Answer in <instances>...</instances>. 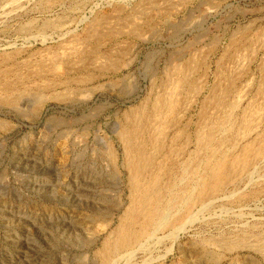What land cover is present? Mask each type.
<instances>
[{"label":"rangeland","instance_id":"374dc122","mask_svg":"<svg viewBox=\"0 0 264 264\" xmlns=\"http://www.w3.org/2000/svg\"><path fill=\"white\" fill-rule=\"evenodd\" d=\"M263 114L264 0H0V264H264Z\"/></svg>","mask_w":264,"mask_h":264},{"label":"bare ground","instance_id":"6f19581e","mask_svg":"<svg viewBox=\"0 0 264 264\" xmlns=\"http://www.w3.org/2000/svg\"><path fill=\"white\" fill-rule=\"evenodd\" d=\"M183 3V2H182ZM138 10V9H137ZM113 26V25H112ZM233 40V39H232ZM99 46V45H98ZM197 56V55H196ZM199 57V56H198ZM239 57V56H238ZM248 59V58H247ZM105 61V60H104ZM93 62V61H92ZM197 63V62H196ZM84 66V65H83ZM112 65H109V67H111ZM195 67V66H194ZM113 68V67H112ZM218 70V69H217ZM229 70V69H228ZM184 77V76H183ZM232 77V76H231ZM230 77V78H231ZM218 78V77H217ZM230 80V79H229ZM196 83V82H195ZM221 83V82H220ZM184 84V83H183ZM183 84H181V85H183ZM223 84V83H222ZM167 85V84H166ZM191 85V84H190ZM230 85V84H229ZM233 85V84H232ZM223 88V87H222ZM229 88V87H228ZM198 89V88H197ZM166 90H167V88H166ZM174 92V91H173ZM191 92V91H190ZM192 93V92H191ZM219 93V92H218ZM220 94H221V92H220ZM223 94V93H222ZM166 95V94H165ZM173 96H174V93L172 94ZM171 95V96H172ZM169 96V95H168ZM177 96V95H176ZM213 96V95H212ZM217 96V95H216ZM167 97V96H166ZM263 97V96H262ZM169 98H172V97H169ZM168 98V99H169ZM217 99V98H216ZM172 100V99H171ZM215 100V99H214ZM173 101V100H172ZM167 102V101H166ZM214 102V101H213ZM174 103V102H173ZM216 103V102H215ZM218 103V102H217ZM216 103V104H217ZM219 104V103H218ZM165 105V104H164ZM163 105V106H164ZM169 105V104H168ZM174 106V105H173ZM172 106V107H173ZM161 107V106H160ZM163 109L165 108V107H162ZM260 108V107H259ZM157 109H159V108H157ZM167 109H168V111L171 109V107H170V105L167 107ZM153 110H155L156 111V107H155V109H153ZM165 110V112H166V109H164ZM258 110V109H257ZM261 110V109H260ZM171 111V110H170ZM154 112V111H153ZM156 113H158V111L156 112ZM164 113V112H163ZM159 114H160V112H159ZM178 114V113H177ZM264 115V114H263ZM156 116V115H155ZM160 117V116H159ZM135 118V117H134ZM148 118V117H147ZM153 118V117H152ZM244 121V120H243ZM136 122V121H135ZM138 122V121H137ZM213 122V121H212ZM259 125V124H258ZM256 127V126H255ZM140 130V129H139ZM136 131V130H135ZM139 132V131H138ZM134 133V132H133ZM212 133V132H211ZM138 134V133H137ZM136 135V134H135ZM134 135V136H135ZM157 135V134H156ZM213 135V134H212ZM130 135H128L127 137H129ZM153 136V135H152ZM160 136V135H159ZM123 137H125V136H123ZM132 137V136H131ZM208 137V136H207ZM151 138V137H150ZM154 139H155V136L153 137ZM131 139V138H130ZM133 139H135V138H133ZM153 139V140H154ZM208 139V138H207ZM125 140V139H124ZM152 140V138H151V141H153ZM156 140V139H155ZM204 140H206V139H204ZM137 141V140H136ZM157 141H158V139H157ZM131 142V141H130ZM132 142H134V141H132ZM131 142V143H132ZM139 142V141H138ZM137 142V143H138ZM136 143V144H137ZM135 144V145H136ZM158 144V143H157ZM129 145V144H128ZM140 145V144H139ZM141 145H142V143H141ZM152 146V145H151ZM129 147V146H128ZM136 147V146H135ZM144 147V146H143ZM204 147V146H203ZM171 149V148H170ZM130 150V149H129ZM131 150H134V149H131ZM159 150H160V148H159ZM155 151H156V149H155ZM126 152H127V150H126ZM147 152V151H146ZM129 153H132V152H128V154ZM143 152L140 150V149H137V153H136V155L139 157V160H140V158H142L143 157V154H142ZM134 154V153H133ZM127 155V154H126ZM147 156V155H146ZM145 156V157H146ZM154 156V155H153ZM130 157V156H129ZM133 157H135L134 155H133ZM134 161H135V159H134ZM127 162V161H126ZM129 162V161H128ZM127 162V163H128ZM137 162V161H136ZM135 162V163H136ZM243 162V161H242ZM145 162H143V164H144ZM146 163H147V160H146ZM149 163V162H148ZM150 163H152V162H150ZM132 164H133V162H132ZM138 164V163H137ZM224 163H222V165H223ZM129 165V164H128ZM226 165V164H225ZM131 166V165H130ZM231 166V165H230ZM146 167H147V165H146ZM146 167H145V169H146ZM229 167V166H228ZM131 168L133 169V171L131 172V178L130 179H132V186H134V184H133V181H134V173H136L137 172V169H138V165H136V166H131ZM143 168V167H142ZM160 168V167H159ZM221 168H222V166H221ZM225 168V167H224ZM234 168H235V165H234ZM163 169V168H162ZM205 169V168H204ZM219 169V168H218ZM222 170H224L223 168H222ZM227 170V169H226ZM141 172V170H138V172ZM221 171V170H220ZM219 171V172H220ZM159 172H160V170H159ZM142 173V172H141ZM188 173V172H187ZM218 173V172H217ZM231 173V172H230ZM229 173V174H230ZM158 174V173H157ZM212 174H213V172H212ZM210 175L209 174V172H208V174H207V181H206V188H207V186L208 185H210L211 183H212V177H213V175ZM142 175V174H141ZM160 175V174H159ZM217 175V174H216ZM230 176V175H229ZM228 176V177H229ZM155 177H157V176H155ZM154 177V178H155ZM217 177V176H216ZM215 178V177H214ZM213 178V179H214ZM221 178V177H220ZM224 178V177H223ZM153 179V178H152ZM157 180V179H156ZM210 180H211V182H210ZM131 181V180H130ZM217 181H219V180H217ZM136 182H138V181H136ZM140 182V181H139ZM154 182H156V181H154ZM159 182V181H158ZM157 184V183H156ZM214 184V183H213ZM217 184V183H216ZM173 185V184H172ZM153 187V186H152ZM155 187V186H154ZM218 187H219V185H218ZM171 188V187H170ZM169 188V189H170ZM214 188V187H213ZM137 189V188H136ZM164 189V188H163ZM185 189V188H184ZM205 189V188H204ZM222 190V189H221ZM157 191V190H156ZM172 191V190H171ZM170 191V192H171ZM203 191V190H202ZM214 191V190H213ZM135 192V191H134ZM138 192V191H137ZM140 192V191H139ZM191 193V192H190ZM205 193V192H204ZM156 194V193H155ZM159 194V193H158ZM158 194H156V195H158ZM193 194H194V192H193ZM206 194V193H205ZM138 195V194H137ZM151 195H153L152 194V192L151 191H149V192H147L146 194H144V195H142L141 196V199H140V202L139 203H141V207H139V210L138 211H140L139 213L141 214V218H142V221L143 222H145L146 224L145 225H148L149 226V224L148 223H151L153 220H154V217H155V215H156V213H158V209H157V207H156V205L152 208L151 206L153 205L152 203H151V199H150V197H151ZM155 195V196H156ZM183 195V194H182ZM136 196V195H135ZM155 196H153L154 198H156ZM160 197V196H159ZM181 197V196H180ZM202 197V196H201ZM210 198V197H209ZM191 199V198H190ZM155 200V199H154ZM160 201V200H159ZM159 201H156V203L157 202H159ZM199 201V200H198ZM195 202V201H194ZM133 203H135V201L133 202ZM170 204V203H169ZM160 205V204H159ZM136 208V207H135ZM135 208H133V209H135ZM137 210V209H136ZM160 210V209H159ZM188 210V209H187ZM162 211V210H161ZM166 211V210H165ZM129 212V211H128ZM160 212V211H159ZM170 212V211H169ZM183 212H185V211H183ZM131 213H132V211H131ZM133 213H134V211H133ZM163 213V212H162ZM161 213V215H163ZM189 214V213H188ZM178 215V214H177ZM181 215V214H180ZM187 215V214H186ZM176 217V216H175ZM184 217H185V215H184ZM179 218V217H178ZM183 218V217H182ZM122 219V218H121ZM167 219V218H166ZM175 219H177V218H175ZM170 221V220H169ZM125 222V221H124ZM128 222V221H127ZM142 222V223H143ZM131 223V222H130ZM174 223H176V220H174L171 224H169V228H171V227H173V225H174ZM119 225H121V223L119 224ZM143 225H144V223H143ZM143 226V228L144 227H146V226ZM151 225V224H150ZM167 225V224H166ZM129 226V225H128ZM128 226H120L119 228H117V231H116V233H114L113 234V238H110L108 241H105L104 242V244H103V246H102V249L99 251V258H100V260H101V263L102 264H105V263H107L108 262V260H109V258H111V256H113V255H116V254H118V253H120V252H124V251H126L127 249H129L130 247H133L135 244H136V242H137V237H138V235H137V232H135L134 231V229H132L131 227H128ZM133 226V225H132ZM147 226V227H148ZM135 227V226H134ZM165 227V226H164ZM150 228V227H149ZM167 229H168V227H167ZM146 229H144L143 231L146 233V231H145ZM159 230V229H158ZM155 232V231H154ZM142 235V234H141ZM107 240V239H106ZM139 242V241H138ZM110 262V261H109ZM109 264V263H108Z\"/></svg>","mask_w":264,"mask_h":264}]
</instances>
